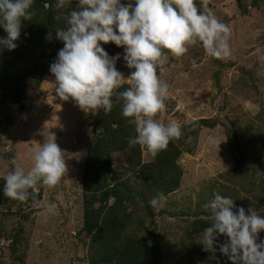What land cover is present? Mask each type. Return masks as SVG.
Returning <instances> with one entry per match:
<instances>
[{
	"label": "rangeland",
	"instance_id": "rangeland-1",
	"mask_svg": "<svg viewBox=\"0 0 264 264\" xmlns=\"http://www.w3.org/2000/svg\"><path fill=\"white\" fill-rule=\"evenodd\" d=\"M128 2L121 0L122 4ZM131 2L134 6V0ZM196 4L201 11L210 9L229 27L231 55L216 59L197 44L182 57L169 56L158 68L159 78L169 87L165 111L156 119L165 124L175 120L181 130L187 126L186 143L179 148L185 150L177 160L181 182L178 190L165 194L167 201L159 211L149 203L158 192L126 205L128 232L146 238L154 231L164 261L171 259L172 264L201 262L205 229L193 235L190 231L200 220L211 223L210 210L204 205L214 193L231 197L234 210L252 208L264 216V193L259 194L254 186L261 174L234 175L237 164L230 152L232 123L239 132L238 140L257 135L253 147L262 149L256 144L264 143V0H196ZM61 14L66 15L64 9ZM108 44L109 51L114 49L112 57L120 55L116 69L127 78L134 69L126 66L123 48ZM54 87L55 77L49 72L40 86L27 83L19 104L0 92V179L12 169V160L29 170L33 153L47 142L49 134H54L67 165L65 177L56 186L38 184L34 193L29 190L25 202H0V264L88 261L91 235L82 231L81 178L88 148L94 142L92 114L96 111L85 113L71 99H59ZM246 144L241 148L245 153ZM140 148L143 164L149 163L151 153ZM113 161L122 171L131 164L126 153L114 154ZM123 172L138 193L141 184L133 180L139 174L136 170ZM49 204L55 205V215L45 214Z\"/></svg>",
	"mask_w": 264,
	"mask_h": 264
},
{
	"label": "clouds",
	"instance_id": "clouds-1",
	"mask_svg": "<svg viewBox=\"0 0 264 264\" xmlns=\"http://www.w3.org/2000/svg\"><path fill=\"white\" fill-rule=\"evenodd\" d=\"M34 0H0V28L6 37L0 38V51L17 47L22 21L34 15ZM72 0H56L57 9L70 5ZM65 28L55 30L64 47L50 65L55 77L56 96L71 99L85 113L113 108L112 97L122 103V116L134 127L130 146H143L153 157L165 150L172 140L182 135L175 120L167 124L156 117L165 111L168 84L158 76V68L169 56L182 57L190 46L201 45L216 59L231 55L229 27L210 9L201 11L196 0H78V8L67 15ZM46 39H51L49 34ZM114 44L123 48V60L131 71L127 78L115 65L120 55L110 57L102 45ZM124 83L129 86L117 92ZM40 144L32 155V166L25 170L15 160L4 175L3 195L25 202L38 184L52 188L67 173L62 149L54 134ZM167 201L159 193L149 202L159 211ZM204 207L210 210L211 224L203 233V250L214 254L217 237L227 241L219 244V252L231 264H264V240L257 243L258 233L264 231V216L254 209L235 208L234 200L214 193ZM45 214H56L49 204Z\"/></svg>",
	"mask_w": 264,
	"mask_h": 264
},
{
	"label": "trees",
	"instance_id": "trees-1",
	"mask_svg": "<svg viewBox=\"0 0 264 264\" xmlns=\"http://www.w3.org/2000/svg\"><path fill=\"white\" fill-rule=\"evenodd\" d=\"M77 2L78 0H72L70 5L57 9L56 0H34V15L30 21H22L17 47L12 51H0V92L5 91L4 94L13 103H21L23 90L28 82L40 86L50 72V65L55 61L58 51L64 47L63 42L57 39L55 30L67 26V15L78 8ZM63 9L66 15L61 14ZM49 34L50 40L46 39ZM3 37H6V33L0 28V38ZM102 47L112 57L113 47L111 46L113 51H109V44ZM125 89L122 85L116 91ZM112 99L114 103L111 112L105 114L103 109H99L92 114L94 142L88 148L82 171V231L91 235L87 264H172L171 259L164 261L159 235L154 231H149L146 238L128 232L130 217L126 205L136 198H147L155 192L169 194L179 189L182 173L177 166V160L185 150L181 151L179 148L186 143L188 133L184 130L187 126L182 128V135L178 140L170 141L165 150L155 157L151 155L152 160L143 164L140 146H130L128 143L129 138L135 136L134 127L122 116V103L117 100L116 95ZM238 133L237 127L232 123L231 136H234V142L230 152L237 164L232 173L240 178L248 172L249 175L261 174L260 181L254 186L262 194L264 143L257 142L256 145L262 147L257 149L256 146L253 147L257 135L251 138L242 136L238 140ZM243 143H251L246 144V153L241 149ZM248 152L250 156H247ZM120 153H126L131 163L123 171L136 170V174H139L133 180L141 184L138 193L133 189L131 180L124 178V172L118 165H114L113 155ZM246 163L247 166L242 167ZM3 186L4 179H0V202L12 203L14 200L3 195ZM110 200L113 201L110 203ZM210 224L200 220L193 225L190 234H199ZM261 240H264L262 231L258 233L257 243ZM226 241L224 236L220 241L216 240L217 251L214 257L209 252H201L202 260L199 264H231L218 249L219 244ZM16 243L14 239L13 244Z\"/></svg>",
	"mask_w": 264,
	"mask_h": 264
}]
</instances>
